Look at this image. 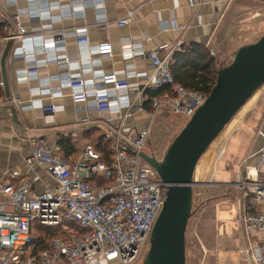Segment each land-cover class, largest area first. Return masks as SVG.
<instances>
[{
    "label": "built area",
    "instance_id": "1",
    "mask_svg": "<svg viewBox=\"0 0 264 264\" xmlns=\"http://www.w3.org/2000/svg\"><path fill=\"white\" fill-rule=\"evenodd\" d=\"M186 3L198 7L202 0ZM2 4L16 5L17 0H0V57L5 44L11 41L5 65L22 61L24 67L14 73L17 81L34 79L36 84L28 88L29 98L23 103L10 89L9 96L5 95L0 76V107L38 109L51 122L53 114L63 106L44 103V99H57L66 88L72 103L82 105L86 111L108 113L117 124L103 132L109 142V163L90 144H85L74 163H70L58 144L48 142L43 135L24 134L22 139L29 146L27 165L41 167L54 185L35 191V177L25 176L17 169L4 170L0 175V264L135 262L148 243L166 191V184L155 169L140 156L141 152L152 154L144 149L153 120L167 114L189 119L207 96L174 81L170 64L182 43L144 48L142 41L124 42L123 58L139 56L148 61L145 70L135 73L141 81L131 82L125 78L124 69L105 72L99 67L102 60L111 58L113 48L109 42L90 45L87 25L71 29L78 46L76 59L70 60L64 52L66 31L62 22L81 17L90 8L95 11L94 25L104 27L109 23L104 0H25L12 14ZM133 15L134 9L127 8L114 23L118 27L127 25L134 21ZM23 17L33 24H25ZM152 39L146 36L144 41ZM49 64L64 71L39 77V68ZM151 88H164L165 92L149 98L145 91ZM136 110L148 115L147 122L138 129L126 123ZM89 122L87 117L79 118L77 126L63 132V136L76 142L81 125ZM256 135L264 140V114ZM263 164L264 145L241 160L242 178L232 183L242 190L236 220L247 240L239 250L244 264H264ZM97 178L105 184H97ZM36 224L61 228L49 240L47 249L32 248Z\"/></svg>",
    "mask_w": 264,
    "mask_h": 264
},
{
    "label": "crops",
    "instance_id": "2",
    "mask_svg": "<svg viewBox=\"0 0 264 264\" xmlns=\"http://www.w3.org/2000/svg\"><path fill=\"white\" fill-rule=\"evenodd\" d=\"M240 2V0H202L200 6L190 7L187 5L186 0H156L150 3H148L147 0H104L105 14L109 21L104 27L94 25L95 11L90 8L86 9L84 15L79 18L64 20L62 22L61 25L66 31L64 37V52L69 56L70 60L74 61L76 59L78 46L76 45L75 35L71 29L75 26L87 25L86 30L90 45L109 42L113 48L111 58L102 60L99 67L105 72L124 69V76L128 81L138 82L141 81V78L135 76V73L145 70L148 61L145 57L139 56L123 58L122 46L124 42L142 41V46L144 48L158 44L173 45L177 41L184 44L197 42L204 44L206 47L217 46L219 43L218 39H224L226 33L237 24L235 21L241 19L240 16L244 13V10L238 5ZM24 3L25 0H17L16 5H8L5 7L2 4V6L9 14H12L16 6L23 5ZM127 8L134 9V21L122 27L116 26L114 22L124 15ZM21 20H23L25 24L31 23L25 17L21 18ZM32 24L33 22L30 25ZM180 25L185 28L180 29ZM146 36H152L153 39L150 42H145L144 38ZM39 55L40 57L42 56L41 54ZM24 65L25 64L20 60H14L11 63L6 62L9 89L11 93L17 94L20 101L23 103L28 101V88L36 84L34 79L28 82L17 81L14 75L15 70L23 68ZM62 71H64L63 68L55 64H49L40 67L38 75L39 77H45ZM44 103H54L63 106L62 110L53 114V121L51 122L48 121L45 115L38 109L23 107L21 110H18L12 105L0 107V175L3 174L4 170L17 169L23 175L25 174V176L31 178L35 177L32 187L35 191H40L44 187H52L54 182L45 174L41 167L37 165L29 167L27 165L26 158L29 154V146L22 139L26 132L31 135H43L48 142L56 143L57 138L63 136V132L77 126V120H79V118L87 117L90 122L81 125L80 136L75 142L78 144L77 150L66 156L70 163H74L85 144H90L94 148L90 138L83 135L84 128L96 127L99 129L96 134L98 136H103V132L106 130L105 128L114 127L117 124V120L108 113L86 111L82 105L72 103L66 88H63L59 98L53 100L46 98L44 99ZM147 119L148 115L146 112L136 110L132 117L126 120V123L132 128L138 129L144 126ZM249 139L250 144L253 142V147H251L247 141L244 147L242 149L240 147L237 151L241 155L240 157L237 158V156L230 154V157L225 161V167L227 168L232 169L230 165H237V170L233 172L237 177L236 181L242 178L244 171L240 166L241 160L250 151L258 150L264 145L263 138L259 136ZM227 142L228 141H226V143ZM226 143L221 153L219 152L223 145L220 149L218 148L216 156L218 153L220 155L216 157L217 160L214 162L215 164L226 153ZM214 163H212V170ZM262 169H264V164ZM204 172L203 174H207V171ZM212 175L214 178L215 172H211L209 176L212 177ZM229 182L231 181L224 180L216 182L215 186H226ZM238 193V199L236 197L230 199L234 200L236 198V200H239L236 203V211L238 206L242 203V190L237 187L235 194ZM228 199L229 198L226 196L221 197L219 203H221V205H226L228 204ZM212 202L214 203V201L207 202L205 206H202V210L212 207ZM208 216L210 215L205 217V223L210 226ZM197 219L202 220V216H197ZM234 222L238 223L236 219ZM238 226L239 228H237V231L234 230L233 234H231L233 236L230 235L228 237L230 243L224 242L225 240L220 238L218 234H215L216 237H212L211 233L204 236V255L200 261L201 264H223L220 261L226 253L231 252L228 251L230 248L229 246L237 248L234 253L235 255H232L235 258L239 256L240 261L235 264H244L241 262L239 250H242L246 246L247 240L239 223ZM227 244H229L228 247H226ZM190 263L192 264V262Z\"/></svg>",
    "mask_w": 264,
    "mask_h": 264
},
{
    "label": "water",
    "instance_id": "3",
    "mask_svg": "<svg viewBox=\"0 0 264 264\" xmlns=\"http://www.w3.org/2000/svg\"><path fill=\"white\" fill-rule=\"evenodd\" d=\"M12 42L0 57L4 92L9 96L5 60ZM264 85V34L240 46L232 60L218 68L216 79L204 102L184 124L160 160L141 152L166 184L164 200L150 231L148 249L141 264H186L185 233L192 216L196 166L211 143Z\"/></svg>",
    "mask_w": 264,
    "mask_h": 264
},
{
    "label": "rangeland",
    "instance_id": "4",
    "mask_svg": "<svg viewBox=\"0 0 264 264\" xmlns=\"http://www.w3.org/2000/svg\"><path fill=\"white\" fill-rule=\"evenodd\" d=\"M240 1L238 5L244 10V13L240 16L241 19L235 21L237 24L226 33L224 39H218L219 43L217 46L208 47L217 69L228 64L240 46L254 42L260 35L264 34V1ZM263 110L264 85L254 93L224 127L208 147L207 151L202 155L196 166L195 180L199 183L205 182L209 184L201 185L196 183L197 185L193 186V214L188 220L185 233V256L188 264H191L190 262L192 264H201L200 261L204 255V236L211 233L212 237H216L218 234L220 238L225 240L224 242L230 243L228 237L233 234L234 230L237 231V228H239L238 223L234 222L237 215L236 203L239 201L236 200V198L238 199L239 193L235 194L238 186L232 184L237 180L235 173H233L237 170V165H230L232 168L230 169L225 167V161L230 157V154L237 156V158L240 157L241 155L237 151L240 147L242 149L247 141L251 147L254 146L253 142L250 144L249 138H255L257 136V128L264 114ZM187 121L188 119H180L170 114H167L165 117L157 116L153 120L149 141L146 143L144 150L148 153L152 152L155 158L160 160L167 146ZM226 141H228L226 143V153L215 164V175L211 179L209 175L213 171L212 163H214V159L219 154L216 156V152ZM241 167L244 169L243 166ZM204 171H207V174H203L205 173ZM224 180L231 182L227 183L226 186H215L216 182ZM224 196L229 198L227 201L228 204L221 205L219 200ZM233 197L236 198L230 200ZM209 201H214V203L212 202V207L202 210V206H205ZM199 215L202 216V220L197 219ZM207 215H210L208 216L210 226L205 223V217ZM34 235H37V230ZM228 246L229 244L226 245V247ZM229 247L228 251L232 253H226L220 262L223 264H232V262L233 264L239 263L240 257L235 258L232 255L237 248L233 246ZM147 249L148 243H146L138 259L131 264H141Z\"/></svg>",
    "mask_w": 264,
    "mask_h": 264
},
{
    "label": "trees",
    "instance_id": "5",
    "mask_svg": "<svg viewBox=\"0 0 264 264\" xmlns=\"http://www.w3.org/2000/svg\"><path fill=\"white\" fill-rule=\"evenodd\" d=\"M264 1V0H263ZM2 24L0 23V35H2ZM170 70L174 81L183 85L187 89L209 93L216 79L217 68L214 58L209 53V48L204 44L192 42L181 44V48L173 53ZM165 92L164 88H151L145 91L149 97H158ZM1 93V92H0ZM98 128H84L83 135L88 136L93 142L94 150L101 154V159L109 163L108 141L103 136H98ZM56 143L62 148L63 155L66 157L77 150L78 144L72 142L70 138L59 136ZM97 184H105L103 179L97 178ZM33 234L32 248L34 251L47 249L50 247L49 240L57 235L61 228L59 226H43L36 224ZM35 233V232H34ZM188 264V260H186Z\"/></svg>",
    "mask_w": 264,
    "mask_h": 264
},
{
    "label": "bare ground",
    "instance_id": "6",
    "mask_svg": "<svg viewBox=\"0 0 264 264\" xmlns=\"http://www.w3.org/2000/svg\"><path fill=\"white\" fill-rule=\"evenodd\" d=\"M223 150V149H222ZM222 150L219 152V153H221L222 152ZM220 154H218V156H219ZM217 160V158H215V160H214V162ZM214 170H215V163H214V165H213V171L212 172H214Z\"/></svg>",
    "mask_w": 264,
    "mask_h": 264
}]
</instances>
